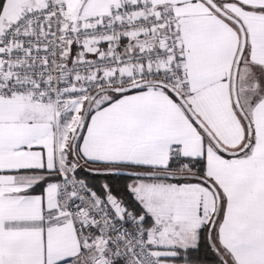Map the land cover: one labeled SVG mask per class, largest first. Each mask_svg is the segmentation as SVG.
<instances>
[{"label":"snow or ice","instance_id":"obj_1","mask_svg":"<svg viewBox=\"0 0 264 264\" xmlns=\"http://www.w3.org/2000/svg\"><path fill=\"white\" fill-rule=\"evenodd\" d=\"M0 264H264V0H0Z\"/></svg>","mask_w":264,"mask_h":264}]
</instances>
